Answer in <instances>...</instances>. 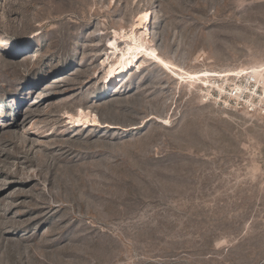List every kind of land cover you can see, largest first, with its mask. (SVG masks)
<instances>
[{"label":"rangeland","instance_id":"obj_1","mask_svg":"<svg viewBox=\"0 0 264 264\" xmlns=\"http://www.w3.org/2000/svg\"><path fill=\"white\" fill-rule=\"evenodd\" d=\"M141 12L177 70L264 72V0H0V264H264V114L108 83Z\"/></svg>","mask_w":264,"mask_h":264},{"label":"bare ground","instance_id":"obj_2","mask_svg":"<svg viewBox=\"0 0 264 264\" xmlns=\"http://www.w3.org/2000/svg\"><path fill=\"white\" fill-rule=\"evenodd\" d=\"M148 16H149L148 12H141L137 17L136 25L132 28L130 33L127 34L124 33L120 35L118 31L116 32L114 31L115 34L120 35L121 38H123L125 42V46L120 47V45L117 44V40L115 38L114 41L110 42V44L112 45L111 48L113 49L112 57H115V59L110 61L109 63L107 75L105 77L108 83H112L116 81L118 76H122L126 72L130 71V69L135 65H137L139 60L143 57L153 60L160 67L166 69L169 72H172L177 78L180 77L184 79L186 77H189L190 81L195 79L206 80L205 76L222 77V76H231L235 74L230 71H226L227 73H218L209 70L190 73L187 71H181L175 69L174 67H172L170 62L158 52L156 47L150 44L148 40L149 34L147 31L148 23H149ZM161 61H163V63H161ZM254 71L256 72V75L258 77L264 75L263 70H261L260 68H254ZM216 77H213L210 81H206L208 83H206L205 81H202L201 83H206V84L212 83L214 81V78ZM73 118L76 121L78 120L77 122L79 121L82 123L86 122L87 124L91 123L92 121L94 123L97 122L96 118L93 117L92 114L84 110H80L79 115Z\"/></svg>","mask_w":264,"mask_h":264},{"label":"built area","instance_id":"obj_3","mask_svg":"<svg viewBox=\"0 0 264 264\" xmlns=\"http://www.w3.org/2000/svg\"><path fill=\"white\" fill-rule=\"evenodd\" d=\"M189 82L190 78H178ZM201 85V93L207 101L220 103L235 110L264 114V75L258 77L254 68H242L234 75L214 78L212 83Z\"/></svg>","mask_w":264,"mask_h":264},{"label":"snow or ice","instance_id":"obj_4","mask_svg":"<svg viewBox=\"0 0 264 264\" xmlns=\"http://www.w3.org/2000/svg\"><path fill=\"white\" fill-rule=\"evenodd\" d=\"M161 63H163V61H161ZM166 66V65H165Z\"/></svg>","mask_w":264,"mask_h":264}]
</instances>
